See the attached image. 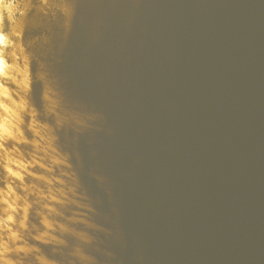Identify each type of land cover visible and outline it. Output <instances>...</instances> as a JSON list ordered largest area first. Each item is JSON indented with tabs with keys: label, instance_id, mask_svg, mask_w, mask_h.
<instances>
[{
	"label": "water",
	"instance_id": "95a60500",
	"mask_svg": "<svg viewBox=\"0 0 264 264\" xmlns=\"http://www.w3.org/2000/svg\"><path fill=\"white\" fill-rule=\"evenodd\" d=\"M74 3L70 31L37 14L24 39L68 107L99 114L59 135L111 232L100 264H264V0Z\"/></svg>",
	"mask_w": 264,
	"mask_h": 264
},
{
	"label": "clouds",
	"instance_id": "9594fccd",
	"mask_svg": "<svg viewBox=\"0 0 264 264\" xmlns=\"http://www.w3.org/2000/svg\"><path fill=\"white\" fill-rule=\"evenodd\" d=\"M75 7L74 0H0V264H61L57 254L64 264H100L92 251H100L94 233L111 235L82 189L73 162H79V153L65 150L59 135L66 128L84 132L99 114L68 107L47 65L34 70L35 56L24 39L37 14L62 15L67 33ZM36 167L43 172L31 171ZM26 176L43 181L47 193L38 183H26ZM96 179L106 182L100 175ZM36 204L39 224L30 220Z\"/></svg>",
	"mask_w": 264,
	"mask_h": 264
}]
</instances>
